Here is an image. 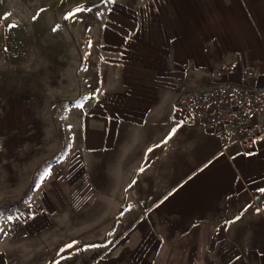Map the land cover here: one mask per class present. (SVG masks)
I'll return each mask as SVG.
<instances>
[{
  "label": "rangeland",
  "instance_id": "1",
  "mask_svg": "<svg viewBox=\"0 0 264 264\" xmlns=\"http://www.w3.org/2000/svg\"><path fill=\"white\" fill-rule=\"evenodd\" d=\"M73 12L57 0L0 3V241L54 217L45 204L61 200L73 204L58 210V227L102 244L106 264H264L262 229L250 218L215 226L157 217L168 213L157 195L185 186L207 206L227 179L210 173L181 105L152 117L99 107L115 100L118 70L87 48ZM16 45L26 52L19 59L9 55ZM109 113L123 115L122 129L100 138ZM36 209L32 222L16 223Z\"/></svg>",
  "mask_w": 264,
  "mask_h": 264
},
{
  "label": "crops",
  "instance_id": "2",
  "mask_svg": "<svg viewBox=\"0 0 264 264\" xmlns=\"http://www.w3.org/2000/svg\"><path fill=\"white\" fill-rule=\"evenodd\" d=\"M57 1L74 9L73 25L87 34V48L97 50L99 62L118 70L114 78L121 82L120 89L110 95L115 100L104 99L99 107L152 117L181 105L179 115L186 123L182 106L189 94L214 93L222 84L264 88V0H80L73 9ZM224 65L231 66L228 74L211 77ZM245 69L251 73L250 83L241 81ZM105 115L97 127L100 138H108L112 130L116 135L124 120L121 114ZM189 126L199 136V148L209 154L210 173L227 179L229 187L216 189L207 206L194 196L193 188L163 192L155 202L168 213L157 217L215 226L238 224L237 217L245 224L250 218L248 224L260 226L264 239V147L226 150L220 135L202 125ZM67 204L73 202L51 200L45 209L54 217L45 215L29 228L18 226L5 236L0 264H106L102 244L90 248L82 242L84 235L58 227V210ZM250 208L257 214L245 217L244 210Z\"/></svg>",
  "mask_w": 264,
  "mask_h": 264
},
{
  "label": "built area",
  "instance_id": "3",
  "mask_svg": "<svg viewBox=\"0 0 264 264\" xmlns=\"http://www.w3.org/2000/svg\"><path fill=\"white\" fill-rule=\"evenodd\" d=\"M4 0H0V3ZM80 0H62L65 7L73 9ZM13 59L26 55L24 48L16 45L10 52ZM231 66L224 65L211 77L228 74ZM251 73L241 72V81L250 83ZM182 116L189 125L203 128L221 136L226 150L236 148L242 152L264 147V88H249L222 84L214 93L197 92L189 94L182 106ZM41 214L36 209L31 215L17 220L26 225Z\"/></svg>",
  "mask_w": 264,
  "mask_h": 264
},
{
  "label": "snow or ice",
  "instance_id": "4",
  "mask_svg": "<svg viewBox=\"0 0 264 264\" xmlns=\"http://www.w3.org/2000/svg\"><path fill=\"white\" fill-rule=\"evenodd\" d=\"M77 11H80V9H77ZM173 131H175V130H173ZM10 219V218H9ZM237 219H239V217H237Z\"/></svg>",
  "mask_w": 264,
  "mask_h": 264
},
{
  "label": "bare ground",
  "instance_id": "5",
  "mask_svg": "<svg viewBox=\"0 0 264 264\" xmlns=\"http://www.w3.org/2000/svg\"><path fill=\"white\" fill-rule=\"evenodd\" d=\"M10 55V54H9ZM11 56V55H10ZM12 57V56H11Z\"/></svg>",
  "mask_w": 264,
  "mask_h": 264
}]
</instances>
